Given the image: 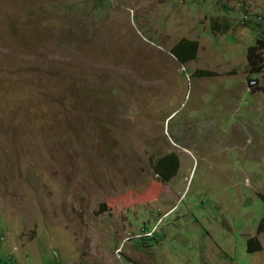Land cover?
I'll return each instance as SVG.
<instances>
[{"label": "rangeland", "instance_id": "1", "mask_svg": "<svg viewBox=\"0 0 264 264\" xmlns=\"http://www.w3.org/2000/svg\"><path fill=\"white\" fill-rule=\"evenodd\" d=\"M256 39L264 0H0V264H264Z\"/></svg>", "mask_w": 264, "mask_h": 264}, {"label": "trees", "instance_id": "2", "mask_svg": "<svg viewBox=\"0 0 264 264\" xmlns=\"http://www.w3.org/2000/svg\"><path fill=\"white\" fill-rule=\"evenodd\" d=\"M198 47V42L196 40H191L187 38H181L178 40L171 48V54L181 63H185L188 60L194 59L196 56V51ZM264 48V39H256L254 43L247 49V60H248V71L252 73H257L260 70V66L255 58L257 57V52L259 49ZM214 72L205 69H196L193 72L194 76H210ZM250 84L255 82V78H249ZM179 167V160L174 152H168L160 156L154 163V170L156 173L160 174L164 181L169 180L177 171ZM264 201V195L261 196ZM258 231L264 230V214L260 218L258 226ZM253 240H250V244ZM259 243H255V247L252 245V250L259 249Z\"/></svg>", "mask_w": 264, "mask_h": 264}, {"label": "crops", "instance_id": "3", "mask_svg": "<svg viewBox=\"0 0 264 264\" xmlns=\"http://www.w3.org/2000/svg\"><path fill=\"white\" fill-rule=\"evenodd\" d=\"M184 150H186V149L184 148ZM170 152H173V151H170ZM175 154H176V155H177V157H178V160H179V166H180V162H181V161H180V155H179V154H177V153H175ZM159 157H160V156H159ZM159 157H158V158H159ZM178 168H179V167H178Z\"/></svg>", "mask_w": 264, "mask_h": 264}, {"label": "built area", "instance_id": "4", "mask_svg": "<svg viewBox=\"0 0 264 264\" xmlns=\"http://www.w3.org/2000/svg\"><path fill=\"white\" fill-rule=\"evenodd\" d=\"M246 17V16H245ZM256 18H260L259 16L258 17H256Z\"/></svg>", "mask_w": 264, "mask_h": 264}]
</instances>
